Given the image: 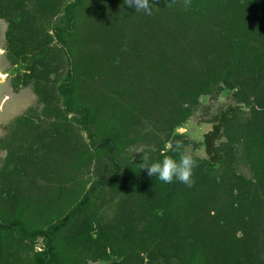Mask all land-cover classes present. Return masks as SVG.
I'll return each mask as SVG.
<instances>
[{
  "label": "trees",
  "instance_id": "16d2710c",
  "mask_svg": "<svg viewBox=\"0 0 264 264\" xmlns=\"http://www.w3.org/2000/svg\"><path fill=\"white\" fill-rule=\"evenodd\" d=\"M153 3L0 0L37 98L0 136V264H264V0ZM222 97L192 187L140 168Z\"/></svg>",
  "mask_w": 264,
  "mask_h": 264
},
{
  "label": "rangeland",
  "instance_id": "374dc122",
  "mask_svg": "<svg viewBox=\"0 0 264 264\" xmlns=\"http://www.w3.org/2000/svg\"><path fill=\"white\" fill-rule=\"evenodd\" d=\"M7 30V23L0 20V136L4 133V127L8 125L15 117L23 114L26 110L37 105V98L31 89L19 88L17 90L12 86L10 73L12 66L5 58V32ZM230 100L226 97L211 102L206 101L205 106H210L211 111L208 115H198L192 118L183 128L191 141L201 144V146L194 148L189 146L186 150L198 157H208L206 148L205 136L212 131L213 124L203 122L204 119H210L212 115H216L218 111L225 110L230 105ZM203 115V116H202Z\"/></svg>",
  "mask_w": 264,
  "mask_h": 264
},
{
  "label": "clouds",
  "instance_id": "9594fccd",
  "mask_svg": "<svg viewBox=\"0 0 264 264\" xmlns=\"http://www.w3.org/2000/svg\"><path fill=\"white\" fill-rule=\"evenodd\" d=\"M129 7H134L135 11H143L151 14L154 7L153 0H125ZM192 0H183V7L190 8ZM171 6L169 3L167 7ZM151 151H157L155 147ZM161 159L150 162L147 154H143L140 168L147 171L148 176L156 177L160 181L170 184L174 180L185 184L187 187L194 185V170L199 166L197 160L189 152L184 150L180 140L169 139L163 148L159 149ZM169 153H176L175 156Z\"/></svg>",
  "mask_w": 264,
  "mask_h": 264
},
{
  "label": "flooded vegetation",
  "instance_id": "af4514ba",
  "mask_svg": "<svg viewBox=\"0 0 264 264\" xmlns=\"http://www.w3.org/2000/svg\"><path fill=\"white\" fill-rule=\"evenodd\" d=\"M4 53H5V51H4ZM10 78H11V73H10ZM206 101H208V99H206L205 102H206ZM202 113H203V112L200 111V112H198L194 117H196V116H198V115H201ZM218 113H219V111H218ZM202 116H203V115H202ZM208 116H209V115H208ZM213 116H214V115H212L211 118H212ZM194 117H192V118H194ZM192 118H191V119H192ZM211 118H210V119H204L202 123L207 122V123H210V124H214L213 122H208L209 120H211ZM191 119H190V120H191ZM190 120H189V121H190ZM189 121H188V122H189ZM188 122H187V123H188ZM190 122H191V121H190ZM190 122H189V123H190ZM213 126H214V125H213ZM213 126H212V128H213ZM209 133H210V132H209ZM188 138H189V137H188ZM189 139H190V138H189ZM192 142H193V141H192ZM194 143H196V142H194ZM204 143H205V142H204ZM192 145H193V144H192ZM190 146H191V145H190ZM200 146H201V144L199 145V147H200ZM188 147H189V146H188ZM188 147H187V148H188ZM193 147L196 148L194 145H193ZM207 158H208V157H207Z\"/></svg>",
  "mask_w": 264,
  "mask_h": 264
},
{
  "label": "water",
  "instance_id": "95a60500",
  "mask_svg": "<svg viewBox=\"0 0 264 264\" xmlns=\"http://www.w3.org/2000/svg\"><path fill=\"white\" fill-rule=\"evenodd\" d=\"M179 132H180V133H184V132H185V129H184V128H180V129H179Z\"/></svg>",
  "mask_w": 264,
  "mask_h": 264
}]
</instances>
